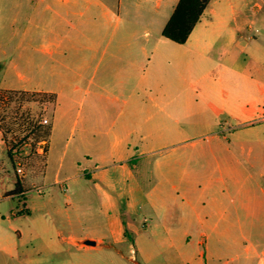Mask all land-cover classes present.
Wrapping results in <instances>:
<instances>
[{"label":"rangeland","instance_id":"obj_1","mask_svg":"<svg viewBox=\"0 0 264 264\" xmlns=\"http://www.w3.org/2000/svg\"><path fill=\"white\" fill-rule=\"evenodd\" d=\"M89 1L80 0L74 8L63 5L47 10L52 0H0V264H132L112 249L81 245L84 237L93 236L104 246L120 247L125 256L135 255L129 250L133 233L121 236L120 231H114L111 236L110 228H117L118 219L141 226L150 216L146 209L132 214L129 201H140L142 196L120 182L168 179V158L185 145L196 143L199 148L220 149L232 146L229 139L233 134L264 132V120L250 128L234 120L215 119L208 113L191 120L182 118V107L202 100L198 90L189 88L200 72L189 76L186 64L191 55L200 52V40L206 34L201 31L204 23L214 19L213 11L226 17L211 31L215 55L222 52L228 27L239 28L236 39L241 46H248L245 41L249 38L252 45V37L260 29L255 44L263 53L264 0H212L196 35L183 45L162 36L178 0ZM56 10L73 22H105L107 35L126 31L135 43L145 47L144 71L159 72L155 80L159 79L160 85L141 94L144 106L132 104L135 101L127 92H116L115 100L99 95L101 64L92 85L88 79L81 83L90 93L80 105L83 92L75 90L77 82L71 72L76 50L67 41L66 56L59 58L51 54L55 47L44 41V22L56 17ZM81 31L88 34L86 29ZM61 33L70 38L76 31L63 28ZM153 52L165 55L166 61H161L159 69H153V62H149ZM236 52L241 51L237 48ZM254 66L259 65L251 60L249 68ZM24 91L30 92L20 93ZM35 91L54 92L56 102ZM150 97L176 107L174 117L161 118L160 131L144 143L132 138L131 155L111 150L115 134L125 131V121L136 124L149 116L158 117ZM92 99L97 103L94 109L88 105ZM125 99L129 105L124 104ZM45 119L48 124H44ZM56 123L58 130L53 138L44 137V129ZM149 132V128L143 130ZM47 141H51L48 161ZM100 141L107 151L105 161L97 160L95 170L90 166L95 160L91 163L85 156L94 155ZM76 155L79 158H74ZM125 158L129 162L124 170L121 164ZM77 160L78 164L73 163ZM159 166L162 168L157 169ZM19 168L22 173H18ZM16 182H20L17 192L22 194L1 198L3 191L15 188ZM112 182L119 184L110 185ZM51 240L60 241V247L51 246Z\"/></svg>","mask_w":264,"mask_h":264},{"label":"crops","instance_id":"obj_2","mask_svg":"<svg viewBox=\"0 0 264 264\" xmlns=\"http://www.w3.org/2000/svg\"><path fill=\"white\" fill-rule=\"evenodd\" d=\"M84 1L91 3L89 0ZM179 1L174 3V10ZM79 3L80 0H52L45 9L53 10L63 5L74 8ZM206 9L187 42L196 35ZM54 14L56 17L44 22V41H49L55 47L51 54L56 53L59 58L66 56L64 45L67 41L76 50L71 72H74V81L77 82L75 90L83 92L80 105H84L83 101L90 93L89 89L82 88L81 83L88 79L92 85L101 64L103 72L97 84L99 95L112 96L115 100L116 92H127L129 98L135 101L132 104L144 106L141 94L147 88H158L160 85L159 79L155 80L159 72L144 71L147 57L145 47L135 43L126 31L107 35L105 22L96 19L73 22L58 10ZM211 16L214 19L207 20L201 28L206 34L200 40V52L191 55L186 64L189 76L200 72L199 77L190 81L189 88L198 90L202 100L182 107V118L191 120L208 113L215 119L234 120L251 128L255 122L264 120V52L255 44V36L258 37L257 33L260 35V29L253 35L252 45L249 38L245 41L249 45L241 46L236 39L239 28L228 27L222 52L215 55L211 31L216 22H224L226 17L218 11H213ZM63 28L76 33L73 37H64L61 33ZM82 29H86L88 34ZM237 48L241 54L236 52ZM81 50L82 54L79 52ZM150 56L149 62H153V69H159L165 55L153 52ZM251 60L259 66L250 69ZM35 92L55 94L52 91ZM150 98L158 110V117L149 116L137 122V125L125 121V131L115 134L116 141L111 150L126 151L131 155L132 138L144 143L147 137L160 131L161 118L174 117L176 107ZM104 104L100 103L101 106ZM124 104L129 105L130 102L125 99ZM88 105L91 109L97 107L94 99ZM57 125L51 126L50 138L58 130ZM148 128L150 132L143 133ZM229 142L232 143L231 147L220 149L199 148L195 143L176 150L168 158L166 180L160 179L154 183L140 180L120 182L126 187L137 189L142 196L140 201H129L132 214L137 215L140 210L146 209L150 216L141 226L129 222L126 224L118 219L117 228H110L111 236L114 231H120L121 236L129 231L133 233L134 239L129 250L135 255L125 256L120 247L113 244L104 246L93 236L84 237L81 245L112 249L122 260L132 264H264V132L233 134ZM47 145L48 161L51 157V141H47ZM97 145L100 147L93 152L94 155H84L86 161L92 163L95 160L90 165L95 170L98 161H105L107 151L105 143L100 141ZM123 160L125 163L121 167L125 170L129 160ZM73 163L78 164V160ZM161 168L159 166L157 169ZM117 184L119 182L110 185ZM20 187V182H16L15 188L3 191L1 198L22 194L17 192ZM16 215L13 213V216ZM88 241L94 242V245L86 244ZM59 243L58 240H51L50 245L60 247Z\"/></svg>","mask_w":264,"mask_h":264},{"label":"trees","instance_id":"obj_3","mask_svg":"<svg viewBox=\"0 0 264 264\" xmlns=\"http://www.w3.org/2000/svg\"><path fill=\"white\" fill-rule=\"evenodd\" d=\"M212 0H180L172 16L165 25L162 36L173 43L183 45L187 42L195 26L200 21L207 5ZM12 93V92H9ZM27 95L29 92H20ZM36 95L42 94L44 99L56 102L55 94L33 92ZM31 95H35V94ZM51 128L44 129V137H49Z\"/></svg>","mask_w":264,"mask_h":264},{"label":"built area","instance_id":"obj_4","mask_svg":"<svg viewBox=\"0 0 264 264\" xmlns=\"http://www.w3.org/2000/svg\"><path fill=\"white\" fill-rule=\"evenodd\" d=\"M44 124H48V120L47 119L44 120ZM17 171H18V173H22V170L20 168Z\"/></svg>","mask_w":264,"mask_h":264},{"label":"water","instance_id":"obj_5","mask_svg":"<svg viewBox=\"0 0 264 264\" xmlns=\"http://www.w3.org/2000/svg\"><path fill=\"white\" fill-rule=\"evenodd\" d=\"M86 244H88V245H94V242L88 241V242H86Z\"/></svg>","mask_w":264,"mask_h":264}]
</instances>
